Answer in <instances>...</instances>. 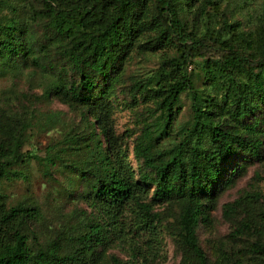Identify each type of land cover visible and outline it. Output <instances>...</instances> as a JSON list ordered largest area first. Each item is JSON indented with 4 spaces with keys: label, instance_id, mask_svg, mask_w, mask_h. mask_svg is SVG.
I'll return each instance as SVG.
<instances>
[{
    "label": "trees",
    "instance_id": "obj_1",
    "mask_svg": "<svg viewBox=\"0 0 264 264\" xmlns=\"http://www.w3.org/2000/svg\"><path fill=\"white\" fill-rule=\"evenodd\" d=\"M152 3V15L145 9L146 0H49L43 10H32L34 16L47 20L52 31L49 42L79 75L78 82H70L66 88V95L87 104V115L94 118L89 135L95 142L90 148L91 160L81 173L90 180L87 199L95 215L86 217L82 229L71 236L31 246L24 226L40 217L38 209L8 206L0 196V264H103L95 253L113 241L126 249L128 257L110 254L108 264H143L158 257L161 228H167L154 205L174 200L179 208L169 233L180 252V264H214L200 246L196 232L212 209L211 188L222 176V163L233 153L241 151L260 158L264 146V119L249 121L264 108V3L252 30L224 24L222 32L207 27L201 35L189 31L181 20L180 0ZM208 3L209 12L200 9L207 23L211 13L220 14L216 3ZM21 35L15 19L0 20V59L12 61L19 54L29 53L31 42H22ZM140 38L142 42H138ZM135 45L144 51L175 46L179 52L177 57L162 60L157 75L148 83L133 81L129 89L149 95L158 114L156 121L146 123L135 138L134 155L148 169L141 180L134 178L107 125L104 117L110 108L101 117L90 104L91 98L107 96V82L116 76L119 62ZM205 57L204 78L220 90L219 100L215 95L202 98L196 93L187 72L192 60ZM95 75L100 82L94 80ZM188 90L191 124L178 142L161 148L157 144L162 136L172 134L181 95ZM3 126L0 123V131L8 138H0V180L24 156L19 150L21 132ZM147 185L153 186L150 200L144 189ZM223 215L236 218L229 235L245 239V243L240 250L221 251L215 264H244L246 255L254 264H264V192L252 184L223 205Z\"/></svg>",
    "mask_w": 264,
    "mask_h": 264
},
{
    "label": "rangeland",
    "instance_id": "obj_2",
    "mask_svg": "<svg viewBox=\"0 0 264 264\" xmlns=\"http://www.w3.org/2000/svg\"><path fill=\"white\" fill-rule=\"evenodd\" d=\"M1 1L4 5L0 6V20L15 19L22 31V42L29 41L32 47L28 54H19L12 61L0 59V123L15 133L21 132L19 150L24 154L23 159L13 164L8 175L0 180V196L8 206L20 204L38 209L40 217L28 222L24 232L31 246H35L36 242L45 245L58 236L75 234L82 229L86 217L95 215L87 199L90 180L81 173L87 170L91 160L90 148L95 142L89 135L94 118L87 115V104L72 97L69 99L66 95V88L70 82L77 83L79 75L58 56L54 44L49 42L48 36L51 38L52 31L47 26V20L32 14L33 9L43 10L44 2L49 0ZM212 2L218 5L220 14L211 13L213 15L207 23L208 18L200 9L210 11L208 0H180L182 9L179 15L189 31L201 35L207 27L217 31L224 24L236 26L241 31L252 30L263 12L264 0ZM152 4V0H146L148 15L154 13ZM224 20L227 23H223ZM227 25L224 28L227 29ZM142 41V38L138 40ZM42 44H47L44 49L40 47ZM178 54L175 46L144 51L135 45L119 62L116 76L107 82V96L102 94L90 99V104L101 117L110 108L104 118L136 180L148 169L134 155L135 138L146 123L156 121L158 114L154 112V101L149 95L129 89L133 81L148 83L151 77L157 75L162 60L177 57ZM206 58L192 60L187 72L196 93L202 98L208 94L215 95L219 100L220 90L204 78L202 66ZM100 79L95 75L96 82ZM97 90L98 87L93 94ZM178 106L180 112L173 124L172 134L167 138L162 136L157 144L161 148L178 142L190 126V90L181 95ZM255 118L264 119V108L252 115L249 121ZM4 126L2 129H5ZM96 132V136L103 141L99 131ZM0 138L8 136L0 131ZM221 168L222 176L211 188L212 209L196 231L200 246L214 264L221 251H237L245 243V239L230 237L236 218L225 217L223 205L241 196L252 184L264 192V146L260 158L236 151L222 163ZM255 176L259 178L255 179ZM144 189L147 200H150L153 186L147 185ZM178 208L177 200L154 205V211L160 214L161 222L167 228H161L158 257L150 258L143 264H180V252L169 233L170 226L175 224ZM116 243L113 241L110 247L96 251L95 255L103 264H108L110 254H116L121 259L128 257L126 249ZM242 261L254 264L253 260L247 259V255Z\"/></svg>",
    "mask_w": 264,
    "mask_h": 264
}]
</instances>
